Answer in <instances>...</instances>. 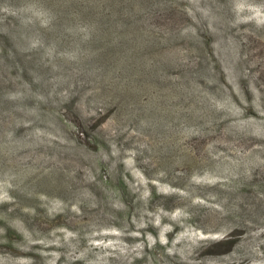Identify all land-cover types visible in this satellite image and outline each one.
Instances as JSON below:
<instances>
[{"label": "rangeland", "instance_id": "1", "mask_svg": "<svg viewBox=\"0 0 264 264\" xmlns=\"http://www.w3.org/2000/svg\"><path fill=\"white\" fill-rule=\"evenodd\" d=\"M176 1L188 15L177 31L201 27L205 44L172 47L186 67L138 99L134 121L89 106L92 89L63 107V84L57 121L34 120L35 89L1 123L0 264H264V0ZM44 10L6 0L0 23L30 28L31 50ZM50 46L45 68L73 64ZM185 72L193 92L178 88Z\"/></svg>", "mask_w": 264, "mask_h": 264}, {"label": "trees", "instance_id": "2", "mask_svg": "<svg viewBox=\"0 0 264 264\" xmlns=\"http://www.w3.org/2000/svg\"><path fill=\"white\" fill-rule=\"evenodd\" d=\"M4 1L0 0V5ZM22 1L27 0H12V4L19 7ZM37 1L47 12L48 30L33 42L35 47L31 50L24 48L30 28H19L10 24L9 19L0 23L4 37L0 43V129L15 109L28 107L35 89L45 94L41 95L42 91V103L39 102L38 110H33L34 120L57 121L53 106L62 97L59 90L63 84L68 89L60 99L63 107L73 111L79 100L89 96L86 90L92 89L91 98L86 100L89 106H99V112L116 107V114L127 112L132 114L129 120L134 121L140 113L138 99L163 90L169 72L186 67L183 57L172 47L184 37L199 43V51L205 44L201 27L185 35L177 31L188 15L176 0ZM46 45H51L53 57L69 54L73 64L63 65L58 74L45 68L41 49ZM27 52L35 56L31 58ZM185 73L189 81H182L178 88L193 92V75ZM14 84L22 86L18 97L8 94ZM75 123L79 128L86 127L84 122ZM99 136L93 133V141L98 142Z\"/></svg>", "mask_w": 264, "mask_h": 264}, {"label": "bare ground", "instance_id": "3", "mask_svg": "<svg viewBox=\"0 0 264 264\" xmlns=\"http://www.w3.org/2000/svg\"><path fill=\"white\" fill-rule=\"evenodd\" d=\"M263 208H264V207H263ZM257 210H258V209H257ZM261 211H262V210H261ZM261 211H260V212H261ZM262 212H263V211H262Z\"/></svg>", "mask_w": 264, "mask_h": 264}]
</instances>
